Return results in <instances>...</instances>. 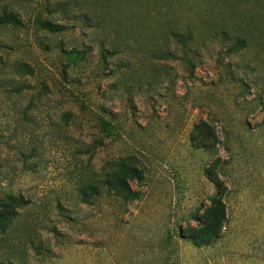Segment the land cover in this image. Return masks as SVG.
I'll return each instance as SVG.
<instances>
[{"label": "rangeland", "instance_id": "obj_1", "mask_svg": "<svg viewBox=\"0 0 264 264\" xmlns=\"http://www.w3.org/2000/svg\"><path fill=\"white\" fill-rule=\"evenodd\" d=\"M10 14L0 264H264V0Z\"/></svg>", "mask_w": 264, "mask_h": 264}, {"label": "trees", "instance_id": "obj_2", "mask_svg": "<svg viewBox=\"0 0 264 264\" xmlns=\"http://www.w3.org/2000/svg\"><path fill=\"white\" fill-rule=\"evenodd\" d=\"M13 21H15L14 14L5 15L0 18V24H9V23H12ZM44 27L53 32H60L64 30L63 26H55L52 24H45Z\"/></svg>", "mask_w": 264, "mask_h": 264}]
</instances>
